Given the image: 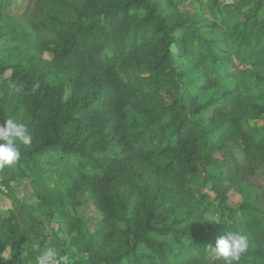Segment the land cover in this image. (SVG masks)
I'll return each instance as SVG.
<instances>
[{
    "label": "trees",
    "instance_id": "trees-1",
    "mask_svg": "<svg viewBox=\"0 0 264 264\" xmlns=\"http://www.w3.org/2000/svg\"><path fill=\"white\" fill-rule=\"evenodd\" d=\"M263 9L264 0H0V38L10 39L0 123L15 118L33 136L0 169L11 204L0 210V262L22 264L18 245L41 238L35 208L12 187L28 180L40 204L62 212L86 192L101 214L93 232L65 214L73 264H222L208 245L228 230L248 240L233 264H264ZM197 91L213 92L201 101ZM200 179L209 188L195 194Z\"/></svg>",
    "mask_w": 264,
    "mask_h": 264
},
{
    "label": "rangeland",
    "instance_id": "rangeland-1",
    "mask_svg": "<svg viewBox=\"0 0 264 264\" xmlns=\"http://www.w3.org/2000/svg\"><path fill=\"white\" fill-rule=\"evenodd\" d=\"M181 10L183 13L192 12L186 3L181 5ZM260 18H264V9L260 13ZM9 44L10 39L8 37L0 38V50L6 48ZM236 66V61L232 60V71L236 69ZM212 92L213 91H197L195 93L197 94L199 100L205 101L212 96ZM163 98L165 103L169 102L167 97L163 96ZM210 110L211 108L203 110L201 118L208 117L210 115ZM12 187L14 188L18 198L35 208L36 215L42 225L41 238L35 244L24 242L18 245L21 249L19 257L21 258L22 264H35L36 256L40 254L42 248L47 247H55L61 253L68 254L73 260L75 248H73V246H71L67 241L69 235V217L65 214L69 213L70 216H77L86 225L88 231L93 232L101 219V214L94 207L90 195L86 192H80L77 195L79 203L76 208L72 209V207H69L60 212L52 205L40 204L38 199L33 195L28 180H21L12 183ZM208 188L209 185H205L201 179L193 185L195 194L206 192L208 191ZM240 200L241 199L238 194L233 191L229 192L228 201L231 206H237L240 203ZM10 207V200L6 196L3 188L0 186V210L3 214H7V210L10 209ZM207 219L215 220L213 215H208ZM36 244L40 247H36ZM10 251L11 249L7 248L1 255V258L4 259L2 256H9ZM83 257L84 255L77 256V258Z\"/></svg>",
    "mask_w": 264,
    "mask_h": 264
},
{
    "label": "clouds",
    "instance_id": "clouds-1",
    "mask_svg": "<svg viewBox=\"0 0 264 264\" xmlns=\"http://www.w3.org/2000/svg\"><path fill=\"white\" fill-rule=\"evenodd\" d=\"M33 136L28 132L25 124L15 118H8L0 123V169L15 166L21 157L19 145H31ZM36 247H40L36 244ZM214 253L215 259L222 264H233L238 261L248 247L247 237L238 231H227L226 235L219 236L214 246L208 245ZM5 261L11 256L4 257ZM2 264V262H0ZM35 264H73L68 254H63L55 247L42 248L36 256Z\"/></svg>",
    "mask_w": 264,
    "mask_h": 264
}]
</instances>
